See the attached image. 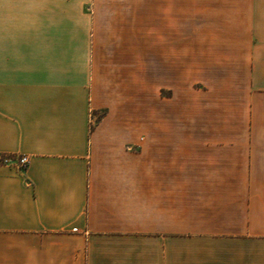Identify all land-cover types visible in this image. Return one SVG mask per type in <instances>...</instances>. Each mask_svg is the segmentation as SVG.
<instances>
[{
  "label": "crops",
  "instance_id": "crops-1",
  "mask_svg": "<svg viewBox=\"0 0 264 264\" xmlns=\"http://www.w3.org/2000/svg\"><path fill=\"white\" fill-rule=\"evenodd\" d=\"M189 22L262 39L242 124L213 102L173 129L153 106L141 138L138 60L118 77L98 39ZM0 264H264V0H0Z\"/></svg>",
  "mask_w": 264,
  "mask_h": 264
},
{
  "label": "rangeland",
  "instance_id": "rangeland-1",
  "mask_svg": "<svg viewBox=\"0 0 264 264\" xmlns=\"http://www.w3.org/2000/svg\"><path fill=\"white\" fill-rule=\"evenodd\" d=\"M185 24L186 36L174 31L173 23L170 37H153L148 35L149 32L141 31L138 38L98 39L100 45L110 50L117 47L118 53L110 52L105 58L123 64L118 77L121 78L122 72L126 75L131 60L134 65L138 60V72L134 66V72L138 73V80L134 75V93L138 90V97L129 109L126 106L122 118L125 124L132 121L139 126L141 138L146 137L153 106L157 124L160 121L173 129L210 124L213 102L216 125L225 120L220 118L219 110L229 108V111L234 109L236 123L242 124L251 66L257 63L259 67L262 39L217 36L225 32L215 30V23ZM258 71L257 68L255 76L259 78ZM198 108H201L200 116ZM109 111L108 106L93 110L92 127L98 125Z\"/></svg>",
  "mask_w": 264,
  "mask_h": 264
},
{
  "label": "built area",
  "instance_id": "built-area-1",
  "mask_svg": "<svg viewBox=\"0 0 264 264\" xmlns=\"http://www.w3.org/2000/svg\"><path fill=\"white\" fill-rule=\"evenodd\" d=\"M11 158L9 156H3L1 157V161L2 162H8L10 161ZM30 163V158L28 155H20L17 159H16V164H17V167L21 170L27 168V166L29 165Z\"/></svg>",
  "mask_w": 264,
  "mask_h": 264
}]
</instances>
